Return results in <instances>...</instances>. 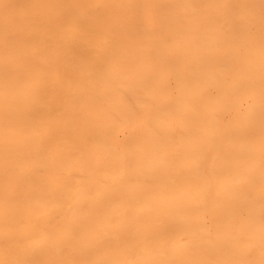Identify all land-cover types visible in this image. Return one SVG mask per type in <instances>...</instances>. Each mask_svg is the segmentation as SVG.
<instances>
[{
	"label": "bare ground",
	"instance_id": "1",
	"mask_svg": "<svg viewBox=\"0 0 264 264\" xmlns=\"http://www.w3.org/2000/svg\"><path fill=\"white\" fill-rule=\"evenodd\" d=\"M0 264H264V0H0Z\"/></svg>",
	"mask_w": 264,
	"mask_h": 264
}]
</instances>
